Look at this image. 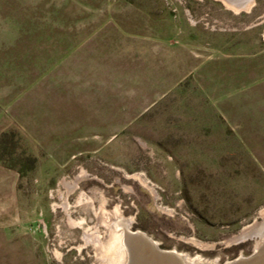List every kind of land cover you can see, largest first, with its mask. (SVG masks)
<instances>
[{"label": "rangeland", "instance_id": "1", "mask_svg": "<svg viewBox=\"0 0 264 264\" xmlns=\"http://www.w3.org/2000/svg\"><path fill=\"white\" fill-rule=\"evenodd\" d=\"M0 167V264H257L264 0H0Z\"/></svg>", "mask_w": 264, "mask_h": 264}, {"label": "bare ground", "instance_id": "2", "mask_svg": "<svg viewBox=\"0 0 264 264\" xmlns=\"http://www.w3.org/2000/svg\"><path fill=\"white\" fill-rule=\"evenodd\" d=\"M224 1L236 10L249 9L255 2V0ZM252 234H259L263 237L264 222L255 225L254 228H251L249 231L243 233L242 238L248 237L249 235L251 236ZM92 240H95V237H92ZM125 243L128 252L127 255L129 256V264H193L192 262H194V259H190V257L186 254L181 255L175 251L168 253L160 250L155 242L145 234H126ZM262 243L264 244V241H261L259 244ZM263 244L262 246H264ZM261 257V259L257 260V264H264V256L261 255Z\"/></svg>", "mask_w": 264, "mask_h": 264}, {"label": "crops", "instance_id": "3", "mask_svg": "<svg viewBox=\"0 0 264 264\" xmlns=\"http://www.w3.org/2000/svg\"><path fill=\"white\" fill-rule=\"evenodd\" d=\"M7 179V172L2 173L0 167V230H6L10 225H13L14 220L12 216L10 217L9 212H12L15 206L17 207L15 185L13 183L12 196L10 195V197L7 193Z\"/></svg>", "mask_w": 264, "mask_h": 264}]
</instances>
